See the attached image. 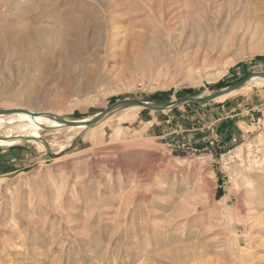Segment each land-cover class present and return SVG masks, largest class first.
I'll list each match as a JSON object with an SVG mask.
<instances>
[{"label":"rangeland","instance_id":"obj_1","mask_svg":"<svg viewBox=\"0 0 264 264\" xmlns=\"http://www.w3.org/2000/svg\"><path fill=\"white\" fill-rule=\"evenodd\" d=\"M192 6L194 35L177 19ZM0 51V264H264V116L205 151L164 123L205 105L119 106L75 135L16 116L61 124L264 73V0H0ZM248 85L225 98L264 91Z\"/></svg>","mask_w":264,"mask_h":264},{"label":"crops","instance_id":"obj_2","mask_svg":"<svg viewBox=\"0 0 264 264\" xmlns=\"http://www.w3.org/2000/svg\"><path fill=\"white\" fill-rule=\"evenodd\" d=\"M224 101H227L224 103ZM213 106L211 103L205 104L204 108L200 110L199 113L194 111H184L185 114H181V112L171 113L164 120L166 125H171L180 127L179 124H183L190 128L186 130H182V132L186 133V140L190 139V143L193 147L197 149H202L205 151L206 149H210L206 144V141L214 138H220V143L223 146H227L228 142L224 140V137H227L229 134L239 135V129L242 124L247 126L249 122H253L256 120L258 116H264V91H259L254 94L253 97L248 96L244 99H240L239 97L233 99L225 98L222 102L214 101ZM187 105V104H186ZM220 105V106H217ZM156 118L155 123H158ZM154 125V121L148 122ZM197 127V128H196ZM171 128V129H172ZM181 131H174L173 133H180ZM216 144L210 146L212 150L215 152ZM219 145V144H218ZM14 151V150H12ZM7 151H0V154H5ZM9 155L12 152H8ZM11 156V155H10ZM19 156V155H17ZM17 157H14V159Z\"/></svg>","mask_w":264,"mask_h":264},{"label":"bare ground","instance_id":"obj_3","mask_svg":"<svg viewBox=\"0 0 264 264\" xmlns=\"http://www.w3.org/2000/svg\"><path fill=\"white\" fill-rule=\"evenodd\" d=\"M194 6L192 7H186V9H184V12H182L181 16L178 17L177 19H179V23L182 24V22H184L182 24L183 26V29L182 31L185 33L187 31V29L190 27V32H192V35L195 34V30L198 29L199 27H203V18L201 17V15L199 14V10H197V12H195L194 10ZM199 9V8H198ZM198 15L200 16V18L198 17ZM192 21L190 24H187L188 21ZM73 21V20H72ZM166 21V20H165ZM70 24H73L75 25L73 22H70ZM192 24V25H191ZM78 25V24H77ZM65 26V24H64ZM66 27V26H65ZM80 27V25H79ZM165 28L168 29L169 31H173L175 29V23L174 22H171L169 21L168 23H165ZM80 31V30H79ZM9 34V33H8ZM30 34L32 35V37L34 38H40L42 37V30L41 28H33V30L30 31ZM8 36V35H7ZM3 52L0 51V54H2ZM48 53V52H47ZM49 53H53V52H49ZM54 55V54H53ZM51 56V54H50ZM225 73L224 70L220 71L219 73H217L215 75V79H219L223 76V74ZM249 85L251 84H256V86H253V87H257V85H263L264 84V78L263 77H259V76H253L252 79L248 82ZM247 83V84H248ZM248 85V86H249ZM246 87V86H245ZM250 87V86H249ZM251 88V87H250ZM237 91H233L232 93H229L227 95H224L218 99H216V101H220L222 99H224L226 96L230 95V94H234L236 93ZM137 109L141 108V107H135ZM116 109V108H115ZM114 109V110H115ZM113 110V111H114ZM17 112H19L18 110H15ZM21 112H24V113H17L16 116H21V117H24V118H27V119H33V122L32 123H29V125H34L36 126L37 128H44L46 129V127H49L50 129H59L61 132H66V133H72V135L74 134H77L79 131H81V129L85 126H67L63 123L61 124H56V123H52L51 120L49 119V117L47 116H42V115H34L33 112H30V111H27V110H22ZM14 112H11L10 114H12ZM3 115H6V117H9V116H13V115H9L8 114H3ZM14 117H15V114H14ZM95 118V117H93ZM93 118H89V119H82L83 121L85 122H88L90 121L91 119ZM10 121V120H9ZM29 121V120H28ZM59 123V122H58ZM23 124V123H22ZM25 124V123H24ZM23 124V125H24ZM21 126V124H20ZM48 128V129H49ZM86 128V127H85ZM15 129V127L13 128ZM28 129V128H27ZM13 131V130H12ZM21 131V130H20ZM39 131V130H37ZM41 131V130H40ZM11 132V131H10ZM20 133V132H19ZM12 134V133H11ZM241 149V148H240Z\"/></svg>","mask_w":264,"mask_h":264},{"label":"water","instance_id":"obj_4","mask_svg":"<svg viewBox=\"0 0 264 264\" xmlns=\"http://www.w3.org/2000/svg\"><path fill=\"white\" fill-rule=\"evenodd\" d=\"M253 76H259V77L264 78V73L263 72L253 73V74L247 76L246 78L242 79L241 81L236 82L235 84L231 85L230 87L219 90L218 92L211 94L209 96H206V97H200V98L185 97V98L173 101V102H165V103H160V104L142 102L139 100H127V101H123V102L118 103L117 105L113 106L112 108H109L108 110L102 112L101 114H99L98 116H96L95 118L91 119L88 122H85L83 120L67 121L65 119H60L59 121L64 123L67 126L90 127L92 125L99 123L110 112H113V110L119 106L120 107H123V106L141 107V108L147 109L149 111L164 112V111H169V110H172L174 108L180 107V106L185 105V104L205 105V104H208V103L215 101L216 99H218L224 95L232 93L233 91L239 90L244 85H246L252 79ZM11 112H13V111L12 110H1L0 115L10 114Z\"/></svg>","mask_w":264,"mask_h":264},{"label":"built area","instance_id":"obj_5","mask_svg":"<svg viewBox=\"0 0 264 264\" xmlns=\"http://www.w3.org/2000/svg\"><path fill=\"white\" fill-rule=\"evenodd\" d=\"M254 151L256 152V154L255 159L253 161L257 164L264 163V153H261L259 149L257 150V147H255Z\"/></svg>","mask_w":264,"mask_h":264}]
</instances>
